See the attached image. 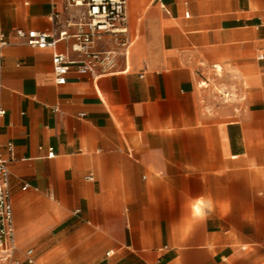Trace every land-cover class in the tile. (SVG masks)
<instances>
[{
    "label": "crops",
    "instance_id": "0c3cea01",
    "mask_svg": "<svg viewBox=\"0 0 264 264\" xmlns=\"http://www.w3.org/2000/svg\"><path fill=\"white\" fill-rule=\"evenodd\" d=\"M68 1L0 0L15 256L264 264V0H128L130 44H96L115 64L58 84L73 38L39 48L15 30L74 33Z\"/></svg>",
    "mask_w": 264,
    "mask_h": 264
},
{
    "label": "built area",
    "instance_id": "2783aa9c",
    "mask_svg": "<svg viewBox=\"0 0 264 264\" xmlns=\"http://www.w3.org/2000/svg\"><path fill=\"white\" fill-rule=\"evenodd\" d=\"M72 7L84 8L82 17L77 22H68V26H77V31L71 33L68 29L59 30L56 34L35 29L25 30L17 28L15 36L39 48L55 49L60 41L73 38L72 50L80 56L70 58L66 53L55 51L53 55L54 71L58 84L67 81L68 73L75 66L80 74H88L97 67L104 70L111 68L116 61L117 51L114 49L99 50L97 42L106 35L112 36L121 45L128 46V0H69ZM10 44L8 35L0 30V124L6 116L7 110L2 102V69L3 49ZM228 98L229 93H224ZM11 149V144H9ZM50 150L49 156H54ZM92 179V177H89ZM10 171L8 159L0 147V264H24L15 256L17 250L16 230L14 224V210L9 188ZM34 249L26 250V260L34 262Z\"/></svg>",
    "mask_w": 264,
    "mask_h": 264
},
{
    "label": "rangeland",
    "instance_id": "374dc122",
    "mask_svg": "<svg viewBox=\"0 0 264 264\" xmlns=\"http://www.w3.org/2000/svg\"><path fill=\"white\" fill-rule=\"evenodd\" d=\"M221 94H223V93H221ZM225 99V98H224Z\"/></svg>",
    "mask_w": 264,
    "mask_h": 264
},
{
    "label": "snow or ice",
    "instance_id": "6c2138e0",
    "mask_svg": "<svg viewBox=\"0 0 264 264\" xmlns=\"http://www.w3.org/2000/svg\"><path fill=\"white\" fill-rule=\"evenodd\" d=\"M199 209H197V211H198Z\"/></svg>",
    "mask_w": 264,
    "mask_h": 264
}]
</instances>
